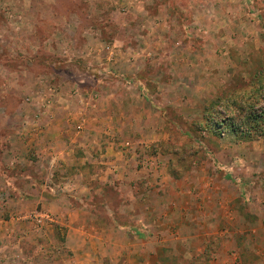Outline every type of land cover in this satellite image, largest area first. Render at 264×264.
Masks as SVG:
<instances>
[{
    "label": "rangeland",
    "instance_id": "rangeland-1",
    "mask_svg": "<svg viewBox=\"0 0 264 264\" xmlns=\"http://www.w3.org/2000/svg\"><path fill=\"white\" fill-rule=\"evenodd\" d=\"M262 69L264 0H0V214L20 217L32 229L54 221L41 205L36 209L52 217L41 226L25 218L34 207L20 209L17 187L31 172L13 162L14 149L25 144L15 139L40 136L56 102L105 100L106 90L117 116L124 111L130 119L136 111L139 122L147 120L140 131L128 119L113 122L123 129L114 138L130 155L140 158V150L154 157V165H168L170 176L200 166L198 177L215 176L214 169L242 187L248 207L263 206L264 135L243 139L225 126H209L228 116V103L239 99L240 105L253 93ZM28 186L22 193L32 190ZM64 231L58 230L62 242ZM50 233L49 249L36 257L65 264L69 254ZM221 237H210L207 256L186 253L185 261H221ZM245 259L255 260L250 252Z\"/></svg>",
    "mask_w": 264,
    "mask_h": 264
},
{
    "label": "crops",
    "instance_id": "crops-1",
    "mask_svg": "<svg viewBox=\"0 0 264 264\" xmlns=\"http://www.w3.org/2000/svg\"><path fill=\"white\" fill-rule=\"evenodd\" d=\"M106 93L105 100L92 96L86 102H56L40 136L32 135L28 142L23 134L15 139L29 149L25 144L14 149L13 162L31 172L23 177L29 182H22L32 190L22 193L25 185L17 187L20 209L41 205L54 221L32 229L20 217L0 214V252L5 253L0 260L47 264L36 256L49 249L52 231L69 254L65 264H196L185 261L186 253L207 256L214 235L222 236L223 258L216 263L205 259L204 264H264V205L248 207L242 187L223 181L214 169L215 176L207 171L198 177L201 166L170 176L168 165H154V157H142L140 150V158L130 155L114 138L120 126L113 125L126 123L127 112L120 109L117 116L112 94ZM127 100L129 96L123 103ZM140 116L133 111L128 119L136 130L147 124L139 122ZM58 226L66 228L63 242ZM246 252L253 262L246 261Z\"/></svg>",
    "mask_w": 264,
    "mask_h": 264
},
{
    "label": "trees",
    "instance_id": "trees-1",
    "mask_svg": "<svg viewBox=\"0 0 264 264\" xmlns=\"http://www.w3.org/2000/svg\"><path fill=\"white\" fill-rule=\"evenodd\" d=\"M253 84L255 87L251 95L256 97L255 100L252 99L250 94H246L245 101L240 105L239 99L232 100L227 104L232 110L230 111L227 108V111L230 112L228 116L223 120H218L217 122L211 121L209 126L213 129H219L225 126V128L234 131V133L243 139H252L254 136H263L264 107L261 110H258L255 106L260 103L263 96L264 69L260 70L259 74L255 76ZM0 171H2V169Z\"/></svg>",
    "mask_w": 264,
    "mask_h": 264
},
{
    "label": "built area",
    "instance_id": "built-area-1",
    "mask_svg": "<svg viewBox=\"0 0 264 264\" xmlns=\"http://www.w3.org/2000/svg\"><path fill=\"white\" fill-rule=\"evenodd\" d=\"M25 218L30 219L31 221L40 226L43 225L46 221H52V217L49 213L47 214L44 210L39 209L31 211L25 216Z\"/></svg>",
    "mask_w": 264,
    "mask_h": 264
}]
</instances>
